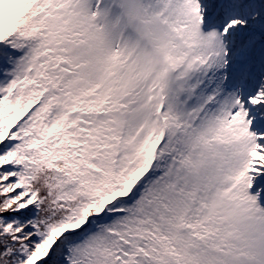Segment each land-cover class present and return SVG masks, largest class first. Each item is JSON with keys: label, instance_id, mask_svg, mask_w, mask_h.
Wrapping results in <instances>:
<instances>
[{"label": "snow or ice", "instance_id": "snow-or-ice-1", "mask_svg": "<svg viewBox=\"0 0 264 264\" xmlns=\"http://www.w3.org/2000/svg\"><path fill=\"white\" fill-rule=\"evenodd\" d=\"M0 264H264V0H0Z\"/></svg>", "mask_w": 264, "mask_h": 264}]
</instances>
